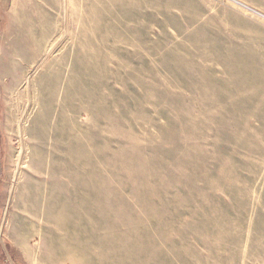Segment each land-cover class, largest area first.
Returning <instances> with one entry per match:
<instances>
[{
  "label": "rangeland",
  "instance_id": "obj_1",
  "mask_svg": "<svg viewBox=\"0 0 264 264\" xmlns=\"http://www.w3.org/2000/svg\"><path fill=\"white\" fill-rule=\"evenodd\" d=\"M0 85L3 264H264V0H0Z\"/></svg>",
  "mask_w": 264,
  "mask_h": 264
},
{
  "label": "crops",
  "instance_id": "obj_2",
  "mask_svg": "<svg viewBox=\"0 0 264 264\" xmlns=\"http://www.w3.org/2000/svg\"><path fill=\"white\" fill-rule=\"evenodd\" d=\"M3 88V87H2ZM1 85H0V138H1V122H2V118H3V99L1 98ZM7 252L6 251V248H5V245L3 243V241L0 239V264H3L2 263V257L4 256V253ZM6 256H8V254L6 253ZM5 257V256H4ZM10 257V256H8ZM7 257V258H8ZM10 260V258H8Z\"/></svg>",
  "mask_w": 264,
  "mask_h": 264
},
{
  "label": "bare ground",
  "instance_id": "obj_3",
  "mask_svg": "<svg viewBox=\"0 0 264 264\" xmlns=\"http://www.w3.org/2000/svg\"><path fill=\"white\" fill-rule=\"evenodd\" d=\"M247 8V7H246Z\"/></svg>",
  "mask_w": 264,
  "mask_h": 264
}]
</instances>
